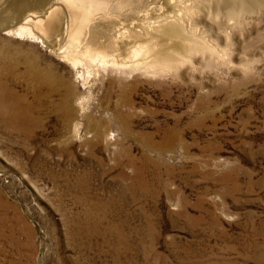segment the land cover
Instances as JSON below:
<instances>
[{
    "label": "rangeland",
    "instance_id": "obj_1",
    "mask_svg": "<svg viewBox=\"0 0 264 264\" xmlns=\"http://www.w3.org/2000/svg\"><path fill=\"white\" fill-rule=\"evenodd\" d=\"M72 1L0 0V264H264V0Z\"/></svg>",
    "mask_w": 264,
    "mask_h": 264
},
{
    "label": "bare ground",
    "instance_id": "obj_2",
    "mask_svg": "<svg viewBox=\"0 0 264 264\" xmlns=\"http://www.w3.org/2000/svg\"><path fill=\"white\" fill-rule=\"evenodd\" d=\"M44 1H46L47 2V0H13V2H12V4L11 5H13V7L15 8V7H17V6H20V5H24V6H29L32 2H33V4L36 6V8H41L42 6H44ZM68 3H69V5H70V7L72 6V7H74V3H73V1L72 0H66ZM77 2H79V0H76ZM227 1V0H226ZM230 1V0H229ZM238 1V0H237ZM66 2V3H67ZM71 2V3H70ZM231 2V1H230ZM65 3V2H64ZM63 3V4H64ZM65 3V4H66ZM76 3V2H75ZM80 4H81V2H79ZM58 5V4H57ZM68 5V4H67ZM84 6V5H83ZM9 7H10V5H9ZM69 7V8H70ZM75 7L77 8L78 7V5L76 6L75 5ZM11 8V7H10ZM19 8V7H18ZM17 8V9H18ZM79 8H81L80 7V5H79ZM87 8V7H86ZM89 8V7H88ZM229 9H230V12L232 13H235V10H234V8L232 7V6H229L228 7ZM51 9V8H50ZM74 9V8H73ZM73 9H71L72 10V14H71V18H72V22L74 23V25H76V31H75V35L76 36H80V34L82 33V30L80 29V23H84L85 21H86V19L88 18H86L85 17V15H83V17H81V18H79V16H80V14H79V16L78 15H76V13L74 12L75 10H73ZM82 9V8H81ZM80 9V11L82 12L83 10H81ZM84 9V8H83ZM243 9V8H242ZM247 9V8H246ZM25 10V9H24ZM79 10V9H78ZM238 10V9H237ZM11 10H9V12H10ZM14 11H15V13H16V10L14 9ZM59 11V10H58ZM87 11V10H86ZM240 11V10H239ZM19 12H21V11H19ZM79 12V11H78ZM80 12V13H81ZM12 13V12H11ZM22 13V12H21ZM61 13H62V11L60 10L59 11V15L57 14V13H54L53 11H49L48 9H45L43 12L40 10L39 12H35V14L34 15H36V17L35 16H32L33 18H30V16H29V19L27 20V18H26V20H27V22H26V27L24 26L23 28H21V29H18V31H16V33L18 34V35H25V34H32V32H31V30L30 29H28V25L30 24H34V28H36L40 33H44V34H48L49 35V33H56V32H58V31H60V27H61V30H65L64 28H63V26H60V24H61V22H62V18H63V16L61 15ZM23 14H25V13H23ZM66 14V13H65ZM64 14V15H65ZM85 14V13H84ZM91 14V13H90ZM10 15V14H9ZM88 15V14H87ZM25 16V15H24ZM62 16V17H61ZM92 16H93V14H92ZM18 17V16H17ZM45 18H47V19H50V20H48L47 22L45 21V20H43V19ZM35 19H37V21L35 22ZM40 19V20H39ZM66 19V18H65ZM89 19V18H88ZM91 19V18H90ZM39 20V21H38ZM93 20V19H92ZM21 21V20H20ZM89 21V20H88ZM87 22V21H86ZM91 22V21H90ZM70 24V23H69ZM73 25V24H72ZM71 25V26H72ZM2 26V25H1ZM69 26V25H68ZM75 27V26H74ZM69 28V27H68ZM67 29V28H66ZM71 30H70V32H71V34H72V32H73V29H72V27L70 28ZM86 29V28H85ZM68 30V29H67ZM128 30H126L125 29V27L124 28H120L119 30H117V34H116V36H119V37H128L127 36V32ZM63 32V31H62ZM67 33V32H66ZM91 34H93L92 32H91ZM90 34V35H91ZM130 34H131V32H130ZM69 36V35H68ZM113 36V35H112ZM115 36V37H116ZM131 37V36H130ZM62 38V37H61ZM110 38H111V36H110ZM116 38H118V37H116ZM75 39V38H74ZM114 39V38H113ZM122 40V39H121ZM75 41V40H74ZM116 41H117V39H116ZM115 41V42H116ZM125 41V40H124ZM76 43H77V41H75ZM111 42V41H110ZM123 44V43H122ZM118 45V44H117ZM115 46V45H114ZM107 47V46H106ZM156 48V47H155ZM137 49V48H136ZM105 50V49H104ZM148 50V49H147ZM140 52H142V51H140ZM145 52H147V51H145ZM102 54V53H101ZM101 54H99V57H94L93 59H92V62L94 63V62H96V63H100V64H102V65H105L106 63H107V61H105L104 59H101L100 58V55ZM73 58V57H72ZM75 59V58H74ZM106 59V58H105ZM78 61V60H77ZM77 61H75V62H77ZM38 62V61H37ZM74 62V61H73ZM72 63V62H71ZM78 64V63H77ZM76 64V65H77ZM29 74H30V76L33 78L34 76H35V71H34V69H32L31 68V70H29ZM34 79V78H33ZM37 81V80H36ZM37 83L38 84H41V83H44V81L43 80H39L38 79V81H37ZM64 102V101H63ZM68 103H69V97L68 98H65V104L66 105H68ZM3 113H6L5 111H3ZM15 117V119L14 118H12V117H10L9 119H6V120H4V122L3 123H6V122H9V123H12V124H17L18 123V118L16 117V116H14ZM10 120L12 121V122H10ZM30 120V119H29Z\"/></svg>",
    "mask_w": 264,
    "mask_h": 264
}]
</instances>
